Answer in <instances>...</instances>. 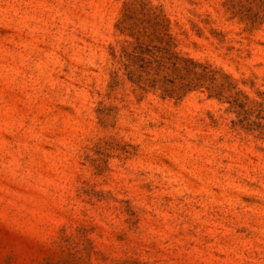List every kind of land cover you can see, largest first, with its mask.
Returning a JSON list of instances; mask_svg holds the SVG:
<instances>
[{
	"label": "rangeland",
	"instance_id": "obj_1",
	"mask_svg": "<svg viewBox=\"0 0 264 264\" xmlns=\"http://www.w3.org/2000/svg\"><path fill=\"white\" fill-rule=\"evenodd\" d=\"M0 264H264V0H0Z\"/></svg>",
	"mask_w": 264,
	"mask_h": 264
},
{
	"label": "trees",
	"instance_id": "obj_2",
	"mask_svg": "<svg viewBox=\"0 0 264 264\" xmlns=\"http://www.w3.org/2000/svg\"><path fill=\"white\" fill-rule=\"evenodd\" d=\"M141 54L139 53V55H136L134 52H131V53H128L127 56H128V59L130 60H138L140 61L142 64L139 65L140 68L144 69L145 68V59L144 57L140 56ZM132 74H134V72H131ZM140 75V74H138ZM139 77V76H138ZM140 79V78H139Z\"/></svg>",
	"mask_w": 264,
	"mask_h": 264
}]
</instances>
